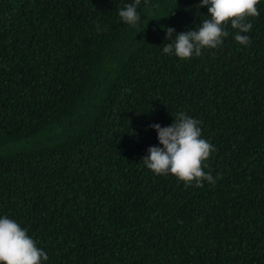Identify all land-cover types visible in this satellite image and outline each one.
Here are the masks:
<instances>
[{
  "label": "trees",
  "instance_id": "trees-1",
  "mask_svg": "<svg viewBox=\"0 0 264 264\" xmlns=\"http://www.w3.org/2000/svg\"><path fill=\"white\" fill-rule=\"evenodd\" d=\"M0 0V217L42 264H264V0L230 35L180 59L165 30L199 28L200 0ZM99 26V29L97 28ZM107 28V30H103ZM215 146L185 187L144 166L149 127L178 113Z\"/></svg>",
  "mask_w": 264,
  "mask_h": 264
},
{
  "label": "clouds",
  "instance_id": "clouds-1",
  "mask_svg": "<svg viewBox=\"0 0 264 264\" xmlns=\"http://www.w3.org/2000/svg\"><path fill=\"white\" fill-rule=\"evenodd\" d=\"M260 0H200L199 7H208V19L195 30L176 33L174 28L165 30L163 53L175 55L180 59L199 57L205 49H216L222 45L224 38L230 35L226 30L230 21L235 30L234 39L242 46H249L248 33L252 29L249 18L259 17L257 5ZM140 0L126 4L118 11L120 19L134 27L141 23L137 11ZM98 30L99 26H97ZM107 28L105 27V29ZM173 122L166 127L151 124L157 133L158 146H150L147 155L141 159L144 166L155 175L175 176L184 182L185 187H202L204 181L215 183L211 173L202 170V164L215 146L202 138L201 121L184 112L173 116ZM48 260L45 251L36 247L34 240L26 234L14 220L0 217V264H42Z\"/></svg>",
  "mask_w": 264,
  "mask_h": 264
}]
</instances>
